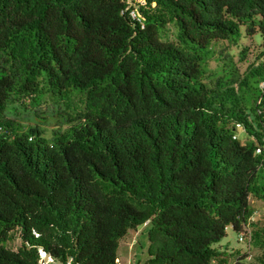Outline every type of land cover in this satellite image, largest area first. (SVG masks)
I'll return each mask as SVG.
<instances>
[{"label":"trees","instance_id":"obj_1","mask_svg":"<svg viewBox=\"0 0 264 264\" xmlns=\"http://www.w3.org/2000/svg\"><path fill=\"white\" fill-rule=\"evenodd\" d=\"M244 39L264 0H0V264H118L145 224L143 264H264V49L240 72L223 47Z\"/></svg>","mask_w":264,"mask_h":264},{"label":"rangeland","instance_id":"obj_2","mask_svg":"<svg viewBox=\"0 0 264 264\" xmlns=\"http://www.w3.org/2000/svg\"><path fill=\"white\" fill-rule=\"evenodd\" d=\"M229 46L230 51L233 54L234 62L237 64V67L240 69V72L246 70L248 65L252 62H256L257 54L264 49V40L263 41H253L249 39L242 40L240 46L228 45L227 42L223 44V47L227 48ZM222 47V48H223ZM247 47L246 54L240 53L243 48ZM221 48V49H222ZM225 48L222 50L225 51ZM210 67L214 68L216 61L209 62ZM256 211L251 219V221H259L264 224V203L252 199ZM148 229L147 224L139 226L136 231L131 230L129 234L120 241L118 249V264H143L147 257V248H148ZM230 237L234 236L233 233H229ZM19 241H15L11 244V247L16 249L19 246ZM230 246H244V244H237L235 238L229 240ZM55 264H61L59 261H56ZM254 264V263H252Z\"/></svg>","mask_w":264,"mask_h":264},{"label":"built area","instance_id":"obj_3","mask_svg":"<svg viewBox=\"0 0 264 264\" xmlns=\"http://www.w3.org/2000/svg\"><path fill=\"white\" fill-rule=\"evenodd\" d=\"M238 242L244 243V237L241 235L238 237ZM39 262L38 264H55L56 260L49 254H47L42 248L39 249ZM251 259V255H248L247 262L243 264H248V261Z\"/></svg>","mask_w":264,"mask_h":264},{"label":"crops","instance_id":"obj_4","mask_svg":"<svg viewBox=\"0 0 264 264\" xmlns=\"http://www.w3.org/2000/svg\"><path fill=\"white\" fill-rule=\"evenodd\" d=\"M119 259V258H118Z\"/></svg>","mask_w":264,"mask_h":264}]
</instances>
